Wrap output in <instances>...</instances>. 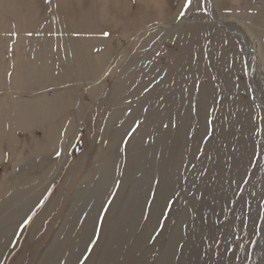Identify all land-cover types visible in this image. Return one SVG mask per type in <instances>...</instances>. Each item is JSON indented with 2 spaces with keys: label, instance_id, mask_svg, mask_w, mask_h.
Wrapping results in <instances>:
<instances>
[{
  "label": "rangeland",
  "instance_id": "1",
  "mask_svg": "<svg viewBox=\"0 0 264 264\" xmlns=\"http://www.w3.org/2000/svg\"><path fill=\"white\" fill-rule=\"evenodd\" d=\"M28 2L0 0V264H261L264 0Z\"/></svg>",
  "mask_w": 264,
  "mask_h": 264
},
{
  "label": "bare ground",
  "instance_id": "2",
  "mask_svg": "<svg viewBox=\"0 0 264 264\" xmlns=\"http://www.w3.org/2000/svg\"><path fill=\"white\" fill-rule=\"evenodd\" d=\"M19 1H21V2H23V3H26V2H28V3H31V0H19ZM33 1V0H32ZM68 1V0H67ZM69 1H71V0H69ZM72 1H75V0H72ZM77 1V0H76ZM80 1V0H79ZM65 4V0H62V2H61V4ZM66 5H68V4H66ZM66 5H64V6H66ZM212 5V8L214 9V3L213 4H211ZM72 7H74V6H72ZM92 12V11H91ZM214 14H212V16H213ZM93 17V16H92ZM213 20L217 23V24H219V25H223V19H216V18H213ZM90 24V23H89ZM92 25V24H91ZM91 28V27H90ZM232 32V31H231ZM233 33V35H237L238 37H240V39L242 40V42L243 43H245L246 44V47H247V53L249 54V56H252L253 55V53H255V50L256 49H254V47L252 46V44L249 42V40L247 39V37H245V35L244 34H242V33H240L239 31H235V32H232ZM256 52H257V50H256ZM264 219V218H263ZM260 231L264 234V220L262 221V224H261V228H260ZM261 234V233H260ZM260 242H261V237H260ZM263 249V253H262V263L261 264H263V261H264V247L262 246L261 247V250Z\"/></svg>",
  "mask_w": 264,
  "mask_h": 264
},
{
  "label": "snow or ice",
  "instance_id": "3",
  "mask_svg": "<svg viewBox=\"0 0 264 264\" xmlns=\"http://www.w3.org/2000/svg\"><path fill=\"white\" fill-rule=\"evenodd\" d=\"M188 3L190 4L191 3V0H188ZM181 15H183V13H181Z\"/></svg>",
  "mask_w": 264,
  "mask_h": 264
},
{
  "label": "water",
  "instance_id": "4",
  "mask_svg": "<svg viewBox=\"0 0 264 264\" xmlns=\"http://www.w3.org/2000/svg\"><path fill=\"white\" fill-rule=\"evenodd\" d=\"M262 253H263V249H262ZM262 263V262H261Z\"/></svg>",
  "mask_w": 264,
  "mask_h": 264
}]
</instances>
